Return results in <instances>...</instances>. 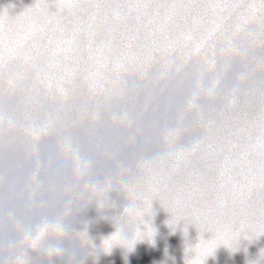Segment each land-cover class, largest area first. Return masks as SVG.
I'll return each instance as SVG.
<instances>
[{
	"label": "water",
	"instance_id": "1",
	"mask_svg": "<svg viewBox=\"0 0 264 264\" xmlns=\"http://www.w3.org/2000/svg\"><path fill=\"white\" fill-rule=\"evenodd\" d=\"M43 219L63 255L23 239ZM193 251L264 264V0H0V264Z\"/></svg>",
	"mask_w": 264,
	"mask_h": 264
},
{
	"label": "clouds",
	"instance_id": "2",
	"mask_svg": "<svg viewBox=\"0 0 264 264\" xmlns=\"http://www.w3.org/2000/svg\"><path fill=\"white\" fill-rule=\"evenodd\" d=\"M92 188H96V186L93 185ZM138 211L139 203L137 201L127 200V203L125 204L120 217H122L124 221H129L137 216ZM115 225L116 230L109 236L103 238L101 245L107 244L109 248L108 253L111 252L114 246H120L124 248L128 244H131V249L129 251H133L136 243L138 241H141L137 237L138 232L144 231V225L139 222L127 224L122 223V225H117L115 223ZM67 233L68 227L62 220L43 219L38 222L33 228L25 230L23 233V239L31 248H36L33 245H40L43 246V250L48 256H58L63 255V253L65 252V248L62 244V238L65 237ZM208 257L209 256L201 261L198 258L197 252L193 251L190 258L192 264H205V261Z\"/></svg>",
	"mask_w": 264,
	"mask_h": 264
}]
</instances>
